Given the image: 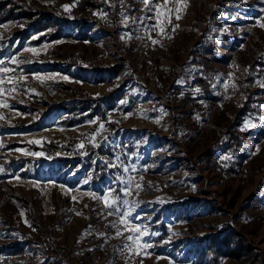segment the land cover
<instances>
[{"label": "rangeland", "instance_id": "obj_1", "mask_svg": "<svg viewBox=\"0 0 264 264\" xmlns=\"http://www.w3.org/2000/svg\"><path fill=\"white\" fill-rule=\"evenodd\" d=\"M13 1L58 17L71 38H13L3 28L14 30L0 24V60L19 80L0 94L8 105L0 106V238L38 236L17 201L34 197L43 231L52 227L56 243L39 261L264 264V0H168L180 11L165 12L155 28V5L164 0L147 7L143 0H90L94 6L77 14L80 0ZM55 47L79 53L78 63L50 57ZM113 66L116 73L106 69ZM114 91L120 98L104 118L68 126L55 109ZM46 143L72 153L46 156L39 149ZM81 144L106 162L104 182H91L84 161L60 177L65 181L51 172L58 157L74 156ZM129 177L125 197L120 189ZM109 188L121 207L123 199L136 202L133 216L140 219L133 223L148 233L138 244L126 239L131 233L118 224L120 214L89 195ZM227 232L243 239L245 251L216 263L203 250Z\"/></svg>", "mask_w": 264, "mask_h": 264}, {"label": "trees", "instance_id": "obj_2", "mask_svg": "<svg viewBox=\"0 0 264 264\" xmlns=\"http://www.w3.org/2000/svg\"><path fill=\"white\" fill-rule=\"evenodd\" d=\"M94 4L90 0H80L78 2L77 11L84 12L87 7H93ZM0 24L3 27L14 31L4 33L13 38L27 39L35 36L36 41H42L48 39L50 41H56L62 38H71V34L66 32L62 28V24L58 17L43 10H30L22 5L16 3L13 0H1L0 1ZM50 57L58 58L62 63L68 66H74L78 63L79 53H75L70 49H62L55 47L46 52ZM50 70H56L55 65ZM118 66L106 68L108 71L116 73ZM120 98L118 91H114L108 95L99 98H76L73 101L60 102L56 104L55 109H59L62 112L59 114L60 118L65 117L63 121L66 125H72L78 123L85 117L99 116L105 117L106 112L113 108V102ZM72 143H76L73 141ZM84 149H78L79 151L72 157L60 156L56 159L54 164L55 168L51 169L52 173H58L59 179L67 178L75 168L79 166L83 161L86 163L83 166V171L91 172L90 180L93 183L105 181L107 178L109 168L105 161H100L97 158V151L94 147L86 144ZM44 151V154L49 157H53L56 152L71 150L65 146L58 145L57 143H46L43 148H39ZM82 151H89L88 154L82 155ZM72 153V152H70ZM103 157V152H99ZM76 155V156H75ZM25 163L31 162V157L27 159H21ZM23 163V162H22ZM50 165V163L48 164ZM33 166L37 168V160L33 163ZM38 170V169H37ZM61 174V176H60ZM61 177V178H60ZM61 179V180H62ZM65 181V180H62ZM19 206L24 210L26 220L31 224L30 228H36L38 232L37 237L32 235L21 234V238H14L10 241L0 238V264H26L27 258H29L28 264H65L59 258H45L42 261L36 259L37 256L44 253V251H55L56 243L53 234V228L49 227L46 231H43V227L39 222L38 211L36 207L37 199L34 197L29 198H17ZM12 229L9 228V231ZM227 232L221 238H211L208 249L203 250L204 253L209 254L212 261L218 263L221 258H238V254L243 253L242 238H230L232 235H228ZM229 236V237H227ZM231 239H235L234 247H232ZM32 254H30V252ZM28 253L27 256H24Z\"/></svg>", "mask_w": 264, "mask_h": 264}, {"label": "snow or ice", "instance_id": "obj_3", "mask_svg": "<svg viewBox=\"0 0 264 264\" xmlns=\"http://www.w3.org/2000/svg\"><path fill=\"white\" fill-rule=\"evenodd\" d=\"M143 2L145 4V6L147 7L150 3L153 2V0H143ZM175 2L178 3V0H175ZM167 4H168V0H164L163 4H156L155 5V19L157 21V24L154 25V28L158 27L162 23L161 17L164 15L165 12L170 14L173 11H175V12L180 11V9L178 7L168 8ZM64 7L67 8L68 6L65 5ZM148 10L152 11L153 9L149 8ZM168 22H170V16L168 18ZM261 26L264 27V24H262ZM160 31L163 32L164 28L161 27ZM153 42L155 43L156 41H153ZM27 51L35 52V49H27ZM15 62H17V61L14 58L13 63H15ZM5 63L6 62L4 60H0V94H3L5 92L6 89L4 88V84L6 82L8 84H12L13 88H15L19 84V80H15L13 77L8 76L9 73H13L15 70L8 68V67H5L4 66ZM20 79L23 80L24 77L21 76ZM65 79H67V77H65ZM9 91H11V89H9ZM196 91L198 92L199 89H196ZM121 103H126V101H121ZM0 106L7 107L8 105L0 104ZM94 122L95 121H90V123H94ZM245 126L246 127H255V125L251 124L250 122L248 124H246ZM103 128H104V124L101 123L99 126V129H97V132H99ZM35 142H37V141H30V143H35ZM91 142L93 143L94 146H98L95 144L94 141H91ZM78 147L82 148L83 145L82 144L78 145ZM17 151H22V150L17 149ZM32 155L39 156V155H42V153H32ZM112 166L115 167L116 165H112ZM133 170H135V169L133 168ZM125 171H127V169H125ZM132 184H133V179L131 177H129L127 185L120 189V191L123 192L125 197L131 194ZM135 187L137 190H139L141 185L137 183V184H135ZM89 195L92 196L93 199L102 200L104 207L112 210L109 212L110 215L114 214V213L120 214L118 224L125 225L126 231L131 233V234L127 235V237H126V239L128 241H132L133 243L138 244L140 239L144 235L148 234L146 231H141V228L139 225L133 223L134 220L140 219V217L138 215L133 216V212L135 211V208H136V202L135 201L123 199L122 200L123 207H121V196L117 193L116 189H112V188H109L108 190L104 191L102 193V195H97L95 193H89ZM118 224L113 223L112 227L117 228L116 235L121 236L123 233L120 231ZM128 247H130V245H125V248H128ZM144 247H150V245L145 244Z\"/></svg>", "mask_w": 264, "mask_h": 264}]
</instances>
